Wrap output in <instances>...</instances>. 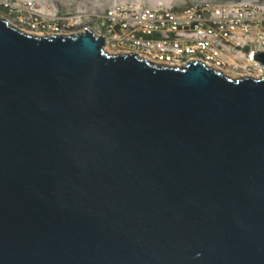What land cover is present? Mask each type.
<instances>
[{
    "label": "water",
    "instance_id": "obj_1",
    "mask_svg": "<svg viewBox=\"0 0 264 264\" xmlns=\"http://www.w3.org/2000/svg\"><path fill=\"white\" fill-rule=\"evenodd\" d=\"M13 19L0 11V264H264V71Z\"/></svg>",
    "mask_w": 264,
    "mask_h": 264
},
{
    "label": "built area",
    "instance_id": "obj_2",
    "mask_svg": "<svg viewBox=\"0 0 264 264\" xmlns=\"http://www.w3.org/2000/svg\"><path fill=\"white\" fill-rule=\"evenodd\" d=\"M9 8L16 22L28 31L59 33L57 23L36 7ZM98 18L95 30L105 38L107 47L136 52L153 62L198 60L223 71L233 64L239 56L235 52L242 46L247 45L251 62L255 53L264 50V8L226 10L208 2L181 6L165 1L120 0L98 10Z\"/></svg>",
    "mask_w": 264,
    "mask_h": 264
},
{
    "label": "rangeland",
    "instance_id": "obj_3",
    "mask_svg": "<svg viewBox=\"0 0 264 264\" xmlns=\"http://www.w3.org/2000/svg\"><path fill=\"white\" fill-rule=\"evenodd\" d=\"M44 8H51V11L56 13L55 16H48L47 13H43L44 17L48 20H53L57 23L59 28V33L76 32L83 30L85 27H91L95 30V23L97 22L96 17L94 16V12L98 10L107 9V6H113L120 0H35ZM146 1H161V0H146ZM163 1V0H162ZM169 1V0H165ZM189 0H178V3L181 6L186 5L185 3H189ZM211 2L210 0H207ZM212 1H224V0H212ZM263 1V0H262ZM219 3V2H217ZM39 8V7H38ZM41 9V8H39ZM2 14L5 16L11 17L14 22H16V17L14 15L10 16L6 13L5 10H0ZM91 13V14H90ZM92 15V19L90 20V16ZM65 16H68L67 19ZM65 19V20H63ZM73 27H72V26ZM109 48V47H108ZM112 52L114 51L112 48H109ZM244 53H248L247 49Z\"/></svg>",
    "mask_w": 264,
    "mask_h": 264
},
{
    "label": "bare ground",
    "instance_id": "obj_4",
    "mask_svg": "<svg viewBox=\"0 0 264 264\" xmlns=\"http://www.w3.org/2000/svg\"><path fill=\"white\" fill-rule=\"evenodd\" d=\"M0 1H3L4 4L11 3V4L16 5V6L17 5L18 6H23V3L26 0H11V1H9V0H0ZM31 1L35 2L36 7L41 8L40 12L43 11L44 13H47V11H48V13H47L48 16H55L56 15V13H54L53 11H51V8L50 7L49 8H44L37 1H35V0H31ZM171 1H175V0H169V1H165V2H171ZM210 1L215 6L222 7L224 9H226V10H243L244 7H250V8H253V9H261V8H264V0L263 1L262 0H224V1H221V2L220 1H212V0H210ZM217 2H219V3H217ZM217 4H222V6H218ZM94 13H95L94 16L96 18H98V11H96ZM89 16H90V20H91L93 16L92 15H89ZM65 17L67 18L68 16H65ZM67 19H69V18H67ZM100 19H101V17L98 18V20H100ZM63 20H65V19H63ZM22 30H25V29H22ZM26 31H28V30H26ZM28 32L29 33H33L31 31H28ZM76 32H78V31H76ZM71 33H74V32L68 31V32L62 33V34L67 35V34H71ZM96 33H98V32H96ZM38 34H41L43 36H46V35H49L51 33L46 34V33H40L39 32ZM106 49L109 50V51H111L108 47ZM113 53H122V52L116 51V52H113ZM262 71H264L263 70V67H262Z\"/></svg>",
    "mask_w": 264,
    "mask_h": 264
},
{
    "label": "flooded vegetation",
    "instance_id": "obj_5",
    "mask_svg": "<svg viewBox=\"0 0 264 264\" xmlns=\"http://www.w3.org/2000/svg\"><path fill=\"white\" fill-rule=\"evenodd\" d=\"M240 49L235 52L239 56L235 57L233 64L225 67L223 72L235 78L260 74L262 65L258 59H255V55L258 53L254 55V60L251 62L252 60L247 57L249 53H244V50L248 49L247 45L242 46Z\"/></svg>",
    "mask_w": 264,
    "mask_h": 264
}]
</instances>
